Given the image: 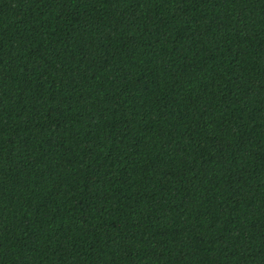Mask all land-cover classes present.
<instances>
[{"label":"trees","instance_id":"trees-1","mask_svg":"<svg viewBox=\"0 0 264 264\" xmlns=\"http://www.w3.org/2000/svg\"><path fill=\"white\" fill-rule=\"evenodd\" d=\"M0 264H264V0H0Z\"/></svg>","mask_w":264,"mask_h":264}]
</instances>
